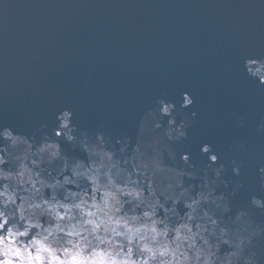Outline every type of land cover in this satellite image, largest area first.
Returning <instances> with one entry per match:
<instances>
[{"label": "water", "instance_id": "95a60500", "mask_svg": "<svg viewBox=\"0 0 264 264\" xmlns=\"http://www.w3.org/2000/svg\"><path fill=\"white\" fill-rule=\"evenodd\" d=\"M255 56H264V0H0V125L31 135L69 109L80 130L134 144L157 100L182 102L188 93L186 112L197 115L177 153L203 167L202 144L223 162L230 145L247 141L237 157L245 167L232 177L244 184L235 212L264 163V86L241 71ZM254 218L264 222V214ZM260 247L264 264V240Z\"/></svg>", "mask_w": 264, "mask_h": 264}, {"label": "clouds", "instance_id": "9594fccd", "mask_svg": "<svg viewBox=\"0 0 264 264\" xmlns=\"http://www.w3.org/2000/svg\"><path fill=\"white\" fill-rule=\"evenodd\" d=\"M241 71L264 86V56L245 57ZM193 104L188 93L157 100L134 144L80 130L69 109L31 135L0 125V264H262L264 222L254 213L264 214V163L248 204L233 212L247 141L223 162L204 143L207 163L194 165L174 148L193 126Z\"/></svg>", "mask_w": 264, "mask_h": 264}]
</instances>
